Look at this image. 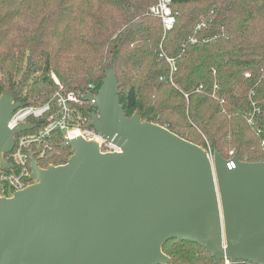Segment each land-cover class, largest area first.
Segmentation results:
<instances>
[{"label":"trees","instance_id":"16d2710c","mask_svg":"<svg viewBox=\"0 0 264 264\" xmlns=\"http://www.w3.org/2000/svg\"><path fill=\"white\" fill-rule=\"evenodd\" d=\"M156 1L0 0V96L40 105L57 89L54 73L83 98L112 69L126 116L138 113L225 159L232 151L241 161H264V0H171L168 30L148 13ZM253 104L260 109L254 128L245 115ZM61 143L56 131L42 156L34 150L40 167L68 160L71 148ZM161 250L164 264H225L179 238Z\"/></svg>","mask_w":264,"mask_h":264},{"label":"water","instance_id":"95a60500","mask_svg":"<svg viewBox=\"0 0 264 264\" xmlns=\"http://www.w3.org/2000/svg\"><path fill=\"white\" fill-rule=\"evenodd\" d=\"M108 69L93 101L89 125L120 151L101 153L96 142L65 139L64 164L40 167L30 154L32 182L1 195L0 264H164L162 243L192 241L217 260L264 264V161L234 168L164 126L126 116ZM22 106L0 96V169L14 135L9 128ZM42 118L38 119L41 122Z\"/></svg>","mask_w":264,"mask_h":264},{"label":"built area","instance_id":"2783aa9c","mask_svg":"<svg viewBox=\"0 0 264 264\" xmlns=\"http://www.w3.org/2000/svg\"><path fill=\"white\" fill-rule=\"evenodd\" d=\"M171 0H157L148 8V13L161 20L164 30L170 29L174 24V16L170 9ZM162 57L163 55L160 54ZM170 63L171 72L175 71V61L173 58H166ZM245 76H248L246 73ZM57 89L50 95L49 99L40 105L20 106L13 110L7 123L9 128H14L20 124L31 123L30 119L38 121L40 126L22 131L14 135V146L4 159L11 163L12 167L0 169V183L2 185L1 195L11 197L14 192L19 191L29 185L32 180L30 168V154L38 151L42 156L48 146L49 139L53 132L61 133L65 139H74L81 137L86 141L96 142L101 153H109L120 151V147L101 136L93 126L89 125L91 121L90 112L85 103L91 104L93 101L84 100L76 95L73 91H66L54 73H51ZM198 86V90L201 89ZM218 89L214 85L213 97L218 98L215 91ZM223 102V98H219ZM95 109V107H94ZM96 110V109H95ZM260 113V109L253 104L252 110L247 112L246 121L252 128L256 127V116ZM257 132H260L258 129ZM261 146L264 148V138L261 140ZM207 156L212 160L211 151L205 150ZM227 158L228 169L234 168L232 161L233 153L230 151ZM229 260L224 259V263L228 264Z\"/></svg>","mask_w":264,"mask_h":264}]
</instances>
